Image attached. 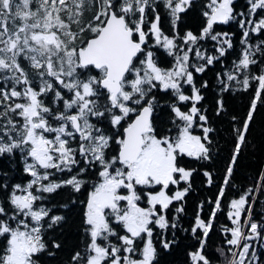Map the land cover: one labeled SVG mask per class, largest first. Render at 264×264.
<instances>
[{
  "label": "snow or ice",
  "instance_id": "snow-or-ice-1",
  "mask_svg": "<svg viewBox=\"0 0 264 264\" xmlns=\"http://www.w3.org/2000/svg\"><path fill=\"white\" fill-rule=\"evenodd\" d=\"M236 93L250 101L239 127L230 116L223 182L185 221L201 168L214 184V117ZM261 107L264 0H0V264L56 256L51 233L73 212L67 264H161L181 250L213 264L217 227L224 264H264V173L222 207Z\"/></svg>",
  "mask_w": 264,
  "mask_h": 264
},
{
  "label": "trees",
  "instance_id": "trees-1",
  "mask_svg": "<svg viewBox=\"0 0 264 264\" xmlns=\"http://www.w3.org/2000/svg\"><path fill=\"white\" fill-rule=\"evenodd\" d=\"M243 5L244 0H238ZM199 21L198 16H191L186 20L189 26L194 27ZM225 30H229L225 28ZM235 31V29H231ZM210 78V75L209 77ZM250 101V94L236 93L231 96L228 101L229 115L223 119L215 118L214 123L217 127V133L214 140L215 150L214 159L206 167L214 174L215 181L212 187L206 186V178L201 174L195 177L194 191L187 197L185 221H190L197 210V205L207 199H215L219 187L223 182L225 169L235 147V133L233 132V122L230 120L231 115L238 118L236 126H240L245 117ZM206 106L210 109L214 106V98L211 94H207ZM188 166L200 168L198 163H190ZM264 173V107L258 108L254 116L253 123L250 125L249 133L246 136L245 145L241 149V153L237 158L236 167L234 169L233 178L230 181L231 187L226 191L225 200L222 201V207H226V202L235 198L247 188H254L260 182V175ZM68 199V193L65 192L57 197L58 202ZM211 205H205V215L209 212ZM254 218L259 219L264 216V196L259 197L254 212ZM229 223L223 213L218 214L217 225ZM187 226V223H185ZM79 214L73 212L67 225L63 231L56 230L51 233L53 239L60 240L63 243V249L57 251L56 256L48 257L42 255L41 264H67L68 257L72 250L80 242ZM223 246V238L220 234L219 227L215 229V235L212 236L208 251L212 253L213 264H224L223 257L217 258L216 249ZM259 247V245H257ZM264 250V249H262ZM161 264H185V256L183 251H177L172 255L162 254Z\"/></svg>",
  "mask_w": 264,
  "mask_h": 264
}]
</instances>
